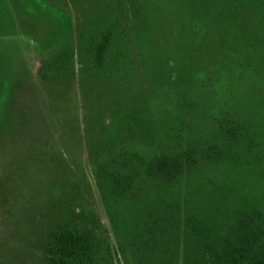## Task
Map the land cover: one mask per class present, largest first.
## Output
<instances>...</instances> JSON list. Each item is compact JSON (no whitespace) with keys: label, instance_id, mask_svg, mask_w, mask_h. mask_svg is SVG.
Wrapping results in <instances>:
<instances>
[{"label":"rangeland","instance_id":"rangeland-1","mask_svg":"<svg viewBox=\"0 0 264 264\" xmlns=\"http://www.w3.org/2000/svg\"><path fill=\"white\" fill-rule=\"evenodd\" d=\"M216 6L0 0V264L32 263L41 234L66 217L96 220L113 242L97 162L142 155L202 117L241 119L258 92L227 24L209 18Z\"/></svg>","mask_w":264,"mask_h":264},{"label":"trees","instance_id":"trees-1","mask_svg":"<svg viewBox=\"0 0 264 264\" xmlns=\"http://www.w3.org/2000/svg\"><path fill=\"white\" fill-rule=\"evenodd\" d=\"M216 3L208 17L227 24L256 99L247 97L238 121L202 117L142 155L97 162L113 242L96 220L80 223L75 207L78 217L41 234L30 264H264V0ZM67 60L59 52L53 73L62 76Z\"/></svg>","mask_w":264,"mask_h":264}]
</instances>
